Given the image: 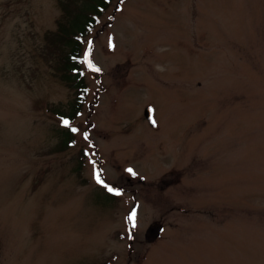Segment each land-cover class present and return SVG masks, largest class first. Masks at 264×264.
<instances>
[{
	"label": "rangeland",
	"instance_id": "rangeland-1",
	"mask_svg": "<svg viewBox=\"0 0 264 264\" xmlns=\"http://www.w3.org/2000/svg\"><path fill=\"white\" fill-rule=\"evenodd\" d=\"M58 16L0 0V264H264V0H113L68 126Z\"/></svg>",
	"mask_w": 264,
	"mask_h": 264
},
{
	"label": "trees",
	"instance_id": "trees-1",
	"mask_svg": "<svg viewBox=\"0 0 264 264\" xmlns=\"http://www.w3.org/2000/svg\"><path fill=\"white\" fill-rule=\"evenodd\" d=\"M113 0H57L59 16L53 33L46 34V49L53 58L55 76L72 93L66 110H55L58 118L72 122L84 103L87 86L82 67L84 39L93 30L97 20L105 13ZM56 150L73 145L70 130L59 133ZM81 154V153H80ZM81 156V155H80ZM108 197L113 198L111 195Z\"/></svg>",
	"mask_w": 264,
	"mask_h": 264
},
{
	"label": "snow or ice",
	"instance_id": "snow-or-ice-1",
	"mask_svg": "<svg viewBox=\"0 0 264 264\" xmlns=\"http://www.w3.org/2000/svg\"><path fill=\"white\" fill-rule=\"evenodd\" d=\"M64 125L65 126H68V121L67 120H65L64 122ZM153 123H155L154 121H153ZM73 131H76V129H72ZM85 139H87V136H85ZM129 172H131L132 170L131 169H129L128 170ZM96 180H97V183H103V181H101V179H100V177H99V175L97 174V176H96ZM107 187V186H106ZM108 191H113V189L111 188V187H108ZM117 195L119 194V193H116ZM135 218H136V213L135 212H133L131 215H130V217H129V220H131V221H135ZM133 227H135V223H133Z\"/></svg>",
	"mask_w": 264,
	"mask_h": 264
},
{
	"label": "water",
	"instance_id": "water-1",
	"mask_svg": "<svg viewBox=\"0 0 264 264\" xmlns=\"http://www.w3.org/2000/svg\"><path fill=\"white\" fill-rule=\"evenodd\" d=\"M143 117L145 118V120L147 121V123L149 125H152V121H151V111L148 108L144 109V111H143Z\"/></svg>",
	"mask_w": 264,
	"mask_h": 264
}]
</instances>
